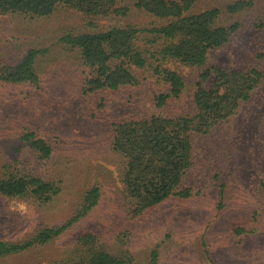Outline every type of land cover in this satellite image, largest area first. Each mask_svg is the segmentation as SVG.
<instances>
[{
	"label": "rangeland",
	"instance_id": "obj_1",
	"mask_svg": "<svg viewBox=\"0 0 264 264\" xmlns=\"http://www.w3.org/2000/svg\"><path fill=\"white\" fill-rule=\"evenodd\" d=\"M234 1L198 0L196 10L221 8L222 22L231 24L239 19L228 16L224 8ZM247 15L231 42L211 52L208 66L245 67L256 60L261 35L254 15L264 17V4L261 11ZM128 20L141 28L161 25L141 12H134ZM91 31L94 29L82 14L67 7L40 19L0 15V63L16 64L32 49L45 50L37 62L39 86L0 84V159L17 158L29 166L33 159L37 173L61 181L63 188L53 205L0 196V240L31 242L45 228L69 220L88 188L95 183L103 187L101 204L69 232L48 244L1 256L0 264H64L80 237L88 234L101 237L115 253L131 256L133 264H149L155 249L160 252V264H264V157L260 148L249 159L239 160L247 161L246 166L229 170L231 159L217 140L221 134L216 139L206 138L201 147L207 151H200V162L186 177L187 186L195 190L190 198H171L140 216L122 200L118 166L109 151L113 123L130 115L193 112L202 71L173 64L185 77L186 89L180 99L163 109L156 107L155 97L165 88L145 71L138 73L140 84L136 87L88 96L83 92L87 69L80 53L61 38ZM259 127L251 128L252 132ZM27 131L54 147L47 164L35 158L21 140Z\"/></svg>",
	"mask_w": 264,
	"mask_h": 264
},
{
	"label": "trees",
	"instance_id": "obj_2",
	"mask_svg": "<svg viewBox=\"0 0 264 264\" xmlns=\"http://www.w3.org/2000/svg\"><path fill=\"white\" fill-rule=\"evenodd\" d=\"M263 4L264 0L227 4L225 13L239 19L231 24L222 22L221 8L198 12V0H0V15L40 19L52 16L61 7L81 13L94 31L70 33L61 42L80 53L87 69L83 92L88 96L136 87L140 84L138 73L145 71L165 88L155 97L156 107L163 109L180 99L186 89L185 77L172 68L173 64L202 71L193 112L179 116L130 115L112 125L109 151L118 166L122 200L140 216L171 198L188 199L193 195L194 187L187 186L186 177L197 166L201 142L206 138L216 139L221 134L217 140L231 159L229 170H236L240 164L246 166L247 161L239 160L249 159L257 148L264 157V17L254 15L261 35L256 60L245 67L208 66L211 52L230 43L241 28L240 20L261 11ZM134 12L149 15L161 25L141 28L128 20ZM43 53L45 50L32 49L16 64L0 63V84L39 86L37 62ZM208 82L210 86L205 85ZM258 126L261 128L252 132L251 128ZM21 140L44 164L52 160L54 147L35 132L27 131ZM2 160L0 196L53 205L63 192L61 181L37 173L33 159L29 161L32 166L17 158ZM220 189L223 198L224 186ZM102 197L103 187L95 183L65 223L45 228L27 244L0 240V257L60 238L89 216ZM223 205L221 201L220 207ZM69 254L64 264H133L131 256L115 253L95 234L81 236ZM149 264H160L158 249L151 252Z\"/></svg>",
	"mask_w": 264,
	"mask_h": 264
}]
</instances>
